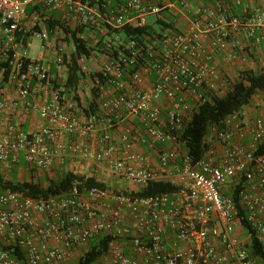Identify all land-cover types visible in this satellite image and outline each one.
Returning a JSON list of instances; mask_svg holds the SVG:
<instances>
[{"label":"built area","instance_id":"2783aa9c","mask_svg":"<svg viewBox=\"0 0 264 264\" xmlns=\"http://www.w3.org/2000/svg\"><path fill=\"white\" fill-rule=\"evenodd\" d=\"M155 1L119 0L103 14L98 4L82 0H0V57L6 61L11 54L8 77L21 97L40 91L49 95L42 104H30L44 121L36 132H24L15 125L4 130L0 119L3 169H12L20 155L38 172L50 170L55 159L64 164L66 159L92 158L102 166L105 163L110 175L123 184L142 188L151 181H166L178 187L171 194L150 197L132 196L126 190L73 187L64 194L38 199L0 190V264L71 263L90 239L101 235L116 239L96 264H257L247 243L236 234V202L249 213L264 249V218L259 217L264 203V119L229 116L199 160L183 149L181 135L193 110L188 99L201 103L208 91L206 72L212 55L204 49L203 38L210 36L218 51L242 49L238 33L254 38L257 30L264 32V9L238 17L219 7L208 11L206 20L194 12L187 31L159 32L154 46L143 49L134 42H120L130 55L123 50L114 55L108 41L100 49L94 44L97 49L89 58L78 59L83 75L80 84L85 77L91 78L88 65L98 54L102 64L96 72L105 82L98 86L97 77L91 78L93 87L99 88L94 109L88 108L84 119L76 114L77 88L70 92L64 86L66 45L55 42L61 29L52 38L45 28L33 33L47 46L35 58L29 57V41L24 44L18 38L29 5L59 13L65 26H84L97 34L102 28L104 35V25L144 24L145 15L163 9ZM175 2L184 8L188 0ZM15 104L0 99V110ZM259 105L264 110V100ZM125 120H136L144 135L138 136L132 125L124 124L120 143L129 148L146 137L151 146L161 145L156 166L140 151L119 155L113 130ZM99 126L102 132L93 156L77 142L60 143L74 136L87 138ZM246 134L250 139L245 146L240 141ZM253 183L260 187L257 194ZM239 184L242 189L236 200Z\"/></svg>","mask_w":264,"mask_h":264},{"label":"trees","instance_id":"16d2710c","mask_svg":"<svg viewBox=\"0 0 264 264\" xmlns=\"http://www.w3.org/2000/svg\"><path fill=\"white\" fill-rule=\"evenodd\" d=\"M83 2L96 3L99 5L101 13H109L119 2V0H82ZM33 6V5H29ZM25 7V11L28 15L32 12L33 8L40 9L38 5L30 8ZM168 9H162L159 18V14L156 18V24L159 31L151 24H147L146 21L142 25H131L128 23L123 24L120 27H111L104 25L106 33L99 34L98 41L95 43V47L98 49L104 48V42L108 41L112 45L114 55H117L119 50L127 55H130V50L124 49L122 44L134 42L136 47L148 48L149 45H153L157 37L162 32L173 31L176 32L175 16L167 11ZM40 18L37 21H33L32 24L18 33V38L24 44L30 40L35 31H40L45 28L52 38L58 29H61L60 37L56 39L57 45H71L72 50L70 54L63 55L64 62L67 66V79L64 84L67 91L76 92V88L80 84L82 73H80V66L78 59L81 56L89 58L92 52H95L94 46L89 44L88 39L84 37V32L87 30L84 26H78L70 28L65 26L60 18L56 16L48 19ZM90 30V29H89ZM160 32V33H159ZM256 33V32H255ZM116 37L119 41L116 42ZM122 44H121V43ZM10 58L1 64L4 68V76L8 77L10 71ZM90 77L93 79L97 77L98 86H102L105 82L104 78L99 72H96ZM58 84L53 81V87H57ZM92 87V96L90 100L89 108L94 109V100L96 91L99 87ZM256 93H264V71L254 72L252 69L242 70L238 73L235 79L228 81V84L223 95L212 94L206 92L203 95V102L195 103L192 107V115L187 122L186 127L181 135L182 147L190 154L194 160H199L204 152V148H207L210 142L203 145V141L206 140L207 134L211 133V140L215 138L217 132L223 130L226 126V120L229 116L237 114L240 116L241 111L250 104ZM78 106L80 105L79 97L76 95L73 97ZM24 160V159H23ZM25 162V161H24ZM26 163V162H25ZM28 172L31 176L29 180H18L13 173V177L6 178L5 172H0V190H13L19 191L24 195L31 198H46L48 196L61 195L70 191L73 187H77L78 190H82L84 187H96L99 189H105L106 186L103 183L98 182L93 177H84L72 172L66 173L59 177L55 181L49 182L46 186L42 185L39 178L40 172L31 169L26 163ZM10 170H4L11 172ZM34 172V173H33ZM46 172V171H45ZM41 172V173H45ZM242 189L241 184L237 185L234 192V196L238 191ZM178 190V187L174 184L166 181H151L145 187L140 188L137 191L130 192L132 196L138 197H150L163 194H171ZM123 191V190H122ZM237 200V197L235 198ZM238 223L241 225L244 233L248 236L247 248L250 257L254 258L257 264H264V249L261 241L257 237V232L249 221V213L242 209L238 202H236ZM116 239L114 235H101L90 239L88 244L81 249V253L77 259H74L71 263L66 262L64 264H96L100 261L101 257L105 255L110 247L112 241ZM83 250V251H82ZM76 258V257H75Z\"/></svg>","mask_w":264,"mask_h":264},{"label":"crops","instance_id":"0c3cea01","mask_svg":"<svg viewBox=\"0 0 264 264\" xmlns=\"http://www.w3.org/2000/svg\"><path fill=\"white\" fill-rule=\"evenodd\" d=\"M154 3L161 5L163 9H168L167 11L171 13L172 16H175V29L176 32L179 33L185 32L190 28L193 13L197 11L200 12V17L203 20H206L207 12L215 11L219 7H222L230 15L238 17H245L255 9H264V0H188L187 6L184 8H178L176 6L177 3L175 0H157ZM38 6L40 9H35L33 6H29L30 8H33V10L30 15L26 13V19L23 21V28H28L32 24L30 21L32 20L33 22L34 20L39 19L41 14H44L45 16L43 19H48L50 17L52 18L53 16L60 18L59 13L55 11H48L43 9L40 5ZM160 16L162 17L163 15L161 14ZM29 23L30 25H28ZM86 31L87 30H85L83 34L84 37H86ZM97 31L103 34L102 28ZM238 40L242 46V49H235V51H232L231 49L218 51L212 47L210 36L203 38L202 42L204 49L212 55V60L209 62L208 70L206 72V82L208 83L207 92L223 95L228 84V80L226 78L224 79L225 75L228 77L232 76L233 79H235L238 76V73L242 70L252 69L254 72L264 71V32L257 30L254 38H248L244 33L239 32ZM45 42L43 41V47L46 46ZM4 61L5 59L0 57V99L6 101L14 100L16 104L12 108L0 110L2 127L4 130H6L9 125H15L21 131L36 132L40 129L41 125L44 124V121L41 120L37 113L30 108V104L33 102L42 104L48 101L49 95L43 91H40L36 96L29 95L26 97H21L17 92L16 83L9 77L4 76L3 67H1V64H3ZM211 69L214 71L213 73L210 71ZM77 93L80 105L78 106L79 110L76 111V114L81 119H84L86 110L89 108L90 99H86L87 94L83 84L78 85ZM84 96L86 97L85 99H83ZM188 102L192 107H194L195 102L192 98H189ZM253 102H256L255 98L251 100L248 106H254ZM256 106L257 107L253 110L255 117L258 116L264 119L263 108L258 103ZM247 107L246 109H243L240 114L247 116ZM124 124L132 125L138 136L142 137L144 135L143 128L136 120H125L121 122V124L117 125L113 130V140L120 149L119 155H122L128 151H140L148 157L152 166H156L157 151L161 145L157 144L156 146H151L149 144L148 138L144 137V142H132L131 147L126 148L119 141L120 131ZM101 132L102 128L99 126L97 131L90 134L87 138L74 136L71 139L65 138L61 140L60 143L62 145H66L70 141L77 142L86 146L89 149L91 156H93L97 150V139ZM205 139L207 142H209V140H211V133L207 134ZM249 139V134H246L240 143L246 146L248 145ZM211 143L213 145L214 141L211 140ZM17 170L21 171L23 174L20 175V172L16 174L15 171ZM105 171H107L106 164L104 163L102 166L101 164L96 163L92 158L87 161L80 160L77 157L74 160L66 159L64 164L55 159L51 169L45 173H41L39 180L40 182L43 180L45 183L44 186H46L49 182L57 180L66 173L72 172L84 177H93L98 182L103 183L104 185L106 184L105 186L109 185L114 188L116 186L122 187L121 182L117 181L112 175H110L108 171L107 173ZM0 172L4 173L3 166L1 164ZM9 173H14V176L17 179L19 175L20 177L23 176L26 178L25 180H29L31 176L30 172H28L27 165L24 162L22 155H20L19 162L14 164L11 172L9 171ZM121 189L124 190L125 188L122 187ZM259 189V185L257 183H253V191L255 194L259 193ZM259 217L264 218V203ZM241 232L244 233L241 225H236V234L239 236L241 235Z\"/></svg>","mask_w":264,"mask_h":264},{"label":"rangeland","instance_id":"374dc122","mask_svg":"<svg viewBox=\"0 0 264 264\" xmlns=\"http://www.w3.org/2000/svg\"><path fill=\"white\" fill-rule=\"evenodd\" d=\"M176 6L178 8H182L181 6L178 5V3H177ZM43 17H45V16H42V18ZM156 18H157V15L155 13H150V14L145 15V21H146V23L147 24H151L155 28V30L159 31V28H158V26H157V24L155 22L156 21ZM30 22L32 23V20ZM28 25H30V23ZM98 35L99 34H97L94 30L87 29V31L85 33V36H86L85 38L88 39L90 45L94 46L95 41L98 39ZM43 50H44V48H43V41H42V39L39 38V37H36V36H32L30 38V41H29V48H28L29 57L35 58L37 56V54L40 51H43ZM71 50H72V46L71 45H67L65 47V51H66V54L67 55L70 54ZM101 64H102V57L99 54L98 55H95L94 61L92 60L89 63V65H88L89 66V73H90V75H92L96 71H98V68H99V66ZM225 78L228 81L231 80V79H233L232 76L228 77L227 75H225L224 79ZM84 79H83L84 80L83 81V86H84L85 92L87 94V98L84 96L83 99H85V98L86 99H91V97H92V90L91 89L93 87L91 78H88V77L86 78L85 77ZM254 98H255V101H256V102H253L254 106H248V107L246 106L247 107L246 114H247L248 119H251V118L255 117V113L253 112V110L257 107L256 104L257 103L259 104L260 100H264V93H256V95L254 96ZM246 107L244 109H246ZM4 172H5L4 174H5L6 178L12 177V175H13V173H9L7 171H4ZM15 172H16V174L18 172H20V175L23 174L21 171H18V170L15 171ZM105 172L107 173V171H105ZM39 174H41V172ZM20 175L18 177L19 180H25L26 179L23 176L20 177ZM41 184L42 185L45 184L43 180H41ZM121 185H122V187L125 188L124 190L129 191V192L137 191V190L140 189L139 186L133 185V184L131 185V184H123L122 183ZM122 187L116 186L114 188V187H111V186L107 185L105 189H107L108 191L114 192V191H121L122 190L121 189ZM238 237H239V239H241L244 242H247L248 241L247 235L245 233H243V232H241V235H239ZM80 253H81V251H80ZM77 256L78 255L76 253V254L73 255L72 258L77 259Z\"/></svg>","mask_w":264,"mask_h":264}]
</instances>
